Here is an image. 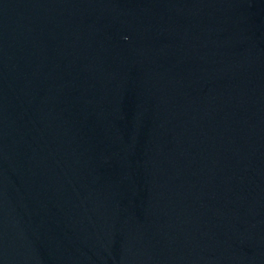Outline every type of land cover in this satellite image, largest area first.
I'll return each mask as SVG.
<instances>
[{"label":"water","instance_id":"95a60500","mask_svg":"<svg viewBox=\"0 0 264 264\" xmlns=\"http://www.w3.org/2000/svg\"><path fill=\"white\" fill-rule=\"evenodd\" d=\"M0 264H264V0H0Z\"/></svg>","mask_w":264,"mask_h":264}]
</instances>
